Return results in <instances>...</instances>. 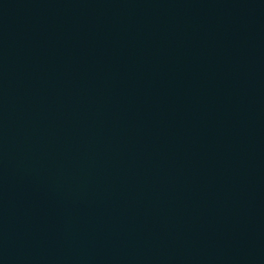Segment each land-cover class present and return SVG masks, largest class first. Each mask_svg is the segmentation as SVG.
<instances>
[{"label": "water", "instance_id": "95a60500", "mask_svg": "<svg viewBox=\"0 0 264 264\" xmlns=\"http://www.w3.org/2000/svg\"><path fill=\"white\" fill-rule=\"evenodd\" d=\"M0 264H264V0H0Z\"/></svg>", "mask_w": 264, "mask_h": 264}]
</instances>
